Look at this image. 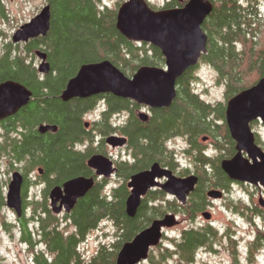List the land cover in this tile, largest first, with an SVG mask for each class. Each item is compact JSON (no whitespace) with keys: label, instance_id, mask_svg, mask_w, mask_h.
<instances>
[{"label":"trees","instance_id":"16d2710c","mask_svg":"<svg viewBox=\"0 0 264 264\" xmlns=\"http://www.w3.org/2000/svg\"><path fill=\"white\" fill-rule=\"evenodd\" d=\"M186 1L166 0L163 8L180 7ZM209 1L212 11L202 24L207 35L206 51L196 66L185 70L177 79L172 103L168 107L152 109L147 122L140 121L136 113L137 103L131 99L111 94L68 101L60 97L68 79L83 63L107 59L126 76L133 75L143 65L164 66L165 59L160 49L146 42L131 41L117 30V8L108 7L104 0H46L50 8V26L45 36L25 43L8 40L0 45V82L7 79L17 81L32 93L27 104L0 122V163L4 161L8 171L18 169L25 177L41 169V178L54 185L78 175L94 177L95 173L86 161L95 153L105 154L97 143L103 144V137L111 133L126 137L134 158L137 147L142 153L138 162L118 163L121 177L118 186L107 191L102 188L104 179L95 180L93 187L77 199L68 213H64L63 218L73 226L71 232L60 228L59 215L49 207L45 209L44 202H31V214L27 218L22 214L23 217L18 219V229L20 240L34 250V264H115L117 252L125 241L153 219L170 211L163 193L153 192L149 196L151 201L156 200L153 206L138 207L134 217L126 214L125 201L129 195L126 183L138 171V164L149 160L163 164V147L168 137L204 132L215 118L224 121L227 99L252 86L263 75V0ZM0 35L3 32L0 31ZM37 50L45 51L47 55L50 70L46 74L36 68ZM201 62L216 70L217 82L224 85L225 101L206 102L194 89L195 69ZM103 98L106 107L100 119L85 127L84 114ZM121 113H126L127 118L117 124L112 120L113 116ZM40 123L56 125L57 130L40 133L37 129ZM220 128L221 133L231 139L225 123ZM219 159L200 156V160L195 162L197 172L204 177H211L212 173L223 175ZM210 186H215L213 179ZM4 203L0 188V207ZM40 206H43V211ZM26 207L24 203L23 208ZM105 220L113 224L119 239L109 244L99 243L97 249L85 257L79 250L80 243ZM31 223L36 226L35 230L30 228ZM3 225L5 229L11 226L6 222ZM34 235L41 237L46 250L34 249L37 243ZM201 238L198 234L189 233L185 248L179 239H173L179 251L175 264H181V254H189L191 246ZM172 255L173 252L166 248L149 253V264H168ZM1 260L0 256V264Z\"/></svg>","mask_w":264,"mask_h":264},{"label":"water","instance_id":"95a60500","mask_svg":"<svg viewBox=\"0 0 264 264\" xmlns=\"http://www.w3.org/2000/svg\"><path fill=\"white\" fill-rule=\"evenodd\" d=\"M212 7L209 0H187L183 6L168 9H153L148 0L123 1L117 9V30L131 41L146 42L160 49L165 59L164 66L143 65L133 75L126 76L107 59L83 63L75 75L68 79L61 92V99L68 101L72 98L84 99L111 94L131 99L151 109L168 107L176 95L177 79L185 70L196 66L206 51L207 35L202 24L211 13ZM49 26L50 8L46 4L13 32L11 41L25 43L38 36H45ZM35 55L39 59L37 70L42 74L48 73L50 64L45 51L37 50ZM31 94L26 86L17 81L7 79L0 82V120L13 115L27 104ZM138 117L143 122L149 118L144 111H140ZM253 120H260L264 124V73L255 84L226 101L225 122L231 138L235 141L236 153L220 162L221 169L230 179L264 186V151L255 142V134L250 126ZM84 124L88 127L89 122ZM37 129L40 133L55 132L57 126L40 123ZM105 142L115 148L123 146L126 137L109 134L105 137ZM86 163L96 176L108 178L114 171L112 161L103 154L91 155ZM161 178L166 180L159 182ZM196 181L197 177L193 174L176 177L171 170L154 162L150 168L132 174L127 181L129 195L125 201L126 214L134 217L142 197L153 187H158L184 202L186 195L194 189ZM22 182V173L18 170L12 172L5 195L6 206L13 209L17 217L24 212ZM94 183V177L78 175L60 185H54L49 190L52 212L68 213L77 199L83 197ZM208 194L217 197L221 192L213 188ZM260 203L264 205V199ZM177 223L178 219L173 213H165L153 219L148 226L121 245L115 264H138L146 260L149 249L161 242L164 230Z\"/></svg>","mask_w":264,"mask_h":264},{"label":"flooded vegetation","instance_id":"af4514ba","mask_svg":"<svg viewBox=\"0 0 264 264\" xmlns=\"http://www.w3.org/2000/svg\"><path fill=\"white\" fill-rule=\"evenodd\" d=\"M104 99L105 98H103L102 101H104L106 105ZM137 106V114L140 111H144L150 118L152 114L151 108L140 104H137ZM224 123L226 125L225 120L223 121L215 118L213 119L210 128L204 132L202 131L193 134L182 133L168 137L165 140L163 147L165 162L159 164L160 166L171 170V173L176 177H186L192 174L195 175L197 181L194 189L186 195L184 202H180L175 196L165 193L158 187H153L147 190L146 194L142 197L139 206L145 208L153 206L154 203L149 199V196L153 192L163 193L164 200L170 208V211H166L165 213H173L178 219L177 224L165 230L171 231L182 225L179 241L183 248H185V239L189 233H195L202 236L199 242L191 246L189 254H181V264H256L259 256L264 253V231H260V226L257 227L255 233L252 232L253 235L250 232L251 236L248 235L249 239L246 242L242 243L236 235V226H241V224H246L248 226L257 225V220H262L264 223V205L260 203V201L264 199V186L232 180L220 166L223 175L219 174L217 176V174L214 175V173H212L211 177H204L201 173L197 172L195 162L200 160V156L212 159L220 158V165V162L223 159H229L236 153L235 141L231 138L227 125L226 131L231 139L226 138L225 135L221 133L220 127H222ZM253 132L255 134V142L264 151V141L260 139L257 132ZM111 134L122 135L120 133ZM105 137H103V144L102 142H98L97 144H100L103 147L105 151V154L103 155L107 156L112 161L114 171L108 178L94 176L95 180H105L104 188L107 186L106 183L112 176H116L118 180H121V177L118 174V163L120 161L138 162L142 156V153H140V150L137 147L134 158L133 151L127 146V141L123 146L115 148L110 147L106 144ZM179 141L181 144H179ZM222 142L224 145H221ZM121 150L126 153L123 158L117 160L114 157V152L116 151V153L118 152L121 154ZM243 155L247 157L245 152H243ZM154 162L156 161L149 160L145 164H138V171L136 172L150 168L151 164ZM210 173L211 172L207 170V174L210 175ZM37 174L39 175H36L35 180H30L27 175H25V177L23 175L21 186L22 204L24 205V203H26L28 207L31 206V202L34 201L44 202V208L47 209L48 207L50 208L49 190L54 184H49L47 180L41 178L40 173L37 172ZM211 179H213L215 186L208 187ZM165 180L166 178H161L159 179V182H164ZM32 182L42 186L39 195L40 198L35 194L34 201H31L28 198V187ZM213 188L220 191L221 194L217 197L209 196L208 192ZM237 192H241L242 196L236 198ZM44 208L43 206H40L41 211H43ZM172 208L175 209V211H172ZM218 210L222 211L224 215L228 213L230 215H226V218L219 217L217 214ZM206 215L209 217L207 218ZM173 242L174 240L171 239L169 243L171 247H165L173 252L170 259L177 257L179 252ZM36 246L39 250H46V246L39 235L37 237ZM39 246H43V248H40ZM160 246L161 243L151 247L148 256L149 253L157 252ZM183 248H181V250ZM241 248H243V251H241ZM169 260L167 262L168 264H175L177 262V259L173 262H170ZM144 263L149 264V257L138 264Z\"/></svg>","mask_w":264,"mask_h":264},{"label":"rangeland","instance_id":"374dc122","mask_svg":"<svg viewBox=\"0 0 264 264\" xmlns=\"http://www.w3.org/2000/svg\"><path fill=\"white\" fill-rule=\"evenodd\" d=\"M125 0H104V3L110 7H116L118 9L119 5ZM150 5L155 6L154 9L163 8V5L166 0H148ZM3 3V11L0 12V31L3 32V35H0V45L2 46L3 42L10 40L13 32L24 22L29 21L34 15H36L40 9L46 3V0H1ZM262 9L264 10V0L262 3ZM35 65L37 66L39 63V59L36 57L34 60ZM195 75L197 79L193 85L194 89L199 93L200 98L209 103H215L218 101H225L224 99V85L217 82V72L216 70L203 62L199 63L197 69H195ZM106 105L104 101H99L96 104L95 108H92L90 111L84 114L83 120L87 122H94L100 119L101 112L105 109ZM127 118L126 113H121L119 116H113V121L117 124L123 123V121ZM1 122V121H0ZM90 126V124H89ZM251 129L258 133L260 139L264 141V124L260 120H253L250 124ZM0 139H1V126H0ZM179 144L181 142L179 141ZM82 147V146H81ZM121 154L116 151L114 152V157L118 160L123 158L125 151L121 150ZM18 170V169H15ZM8 171V165L3 162L0 163V185L3 192L4 202H5V194L8 188V183L11 179V174L13 171ZM20 171V170H19ZM37 172H32L28 174V178L30 180L36 179ZM121 183V180H118L116 176H112L107 181L104 190H110L113 186H118ZM42 186L36 183H30L28 187V198L31 201H34L35 194L40 198ZM242 191V190H239ZM242 196L241 192H237L236 198ZM38 199V198H37ZM156 200L153 201V203ZM32 211V206H28L24 210V217H29ZM65 212L61 214H57L60 217L61 224L60 227L65 229L66 232H71L73 230V226L67 222L63 216ZM219 217H227L226 215H230L229 213L224 215L222 211L218 210ZM23 215L21 217H23ZM18 217L16 216L13 209H10L4 205L0 207V256L2 258V264H34L33 262V248L29 247L27 244L23 243L20 240L19 229H18ZM3 222L7 224H11L10 227L5 229ZM240 224V223H238ZM261 227L260 231H264V223L262 220H257V225L248 226L246 224L241 226H236V235L241 242H246L249 238L248 235H253L252 232H256L257 227ZM181 226L172 229L171 231L165 230L164 235L161 240V246L158 248L159 250L165 249V247L169 248L171 239H179L180 238V229ZM30 228L32 230L36 229V226L33 223L30 224ZM251 232V234H250ZM116 230L113 224L110 221H102L99 223L96 229L90 232L87 236V241L82 243L79 247V250L85 257H88L91 253H93L99 243H112L119 239L120 236H116ZM37 237V235H34ZM43 248V246H39ZM37 246H34V249ZM171 249V248H170ZM157 251V252H158ZM243 251V248H241ZM155 252V253H157ZM177 257L171 258L169 261L173 262ZM145 264V263H144ZM256 264H264V253L259 256L256 261Z\"/></svg>","mask_w":264,"mask_h":264},{"label":"bare ground","instance_id":"6f19581e","mask_svg":"<svg viewBox=\"0 0 264 264\" xmlns=\"http://www.w3.org/2000/svg\"><path fill=\"white\" fill-rule=\"evenodd\" d=\"M87 113V112H86Z\"/></svg>","mask_w":264,"mask_h":264}]
</instances>
